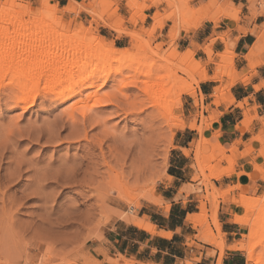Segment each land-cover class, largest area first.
<instances>
[{"label": "rangeland", "instance_id": "1", "mask_svg": "<svg viewBox=\"0 0 264 264\" xmlns=\"http://www.w3.org/2000/svg\"><path fill=\"white\" fill-rule=\"evenodd\" d=\"M5 1L0 0V3ZM44 1L50 8L55 7L48 0L40 2ZM160 1L167 4L168 9L163 12L160 18L154 16L156 20L153 24L154 27H158L166 17L170 21L178 13L183 14L178 16L174 23L170 21V27L166 28L168 29L166 36L159 39L162 42L160 44H156V38L153 36L149 39L150 41L148 40V29L141 28L126 32L124 34L126 36L129 35L128 33H134L137 34L139 40L148 42L146 46H137L134 43L137 42L136 40L131 42L127 37L128 42L123 48L126 52L133 56H138L142 52L146 53L149 49L156 52L165 50L172 55L184 53L188 49L182 50L176 46L181 32H194L208 22L216 28L217 23L222 19L225 20L223 14L229 12L227 10L231 6L239 11L237 22L240 21L241 14L248 15L245 19L248 22L253 19L257 21L259 27H257L255 40L259 34H264V0H215L216 6L210 10L208 16L219 15L217 17L220 19L217 18L216 24L199 20V23H190L186 30L181 28L183 22L190 17L197 16L196 18H198L202 12L200 7L191 6L196 0ZM205 1L208 2V0ZM146 2L147 0H127L130 10L137 13L132 18L134 24L144 21L143 12L147 8ZM18 4L27 5L29 3L12 0L11 7L14 8ZM36 4L31 5L33 9L36 8ZM114 16V12L110 14V18ZM25 19L24 17L23 20ZM60 29L63 30L61 27ZM76 31H80L78 25L65 32L70 34ZM83 31L87 38L99 37L90 28H85ZM250 31L246 30L245 32ZM169 33L177 36L172 46L167 38ZM219 37L221 38V36L217 38L219 39ZM222 37L224 36L222 35ZM214 41V39L209 40L208 45L203 47L204 52L209 50ZM113 46L116 48L114 44ZM259 46L262 53L258 54V57L261 59L264 57V47ZM189 50L194 52V60L198 61L196 56L198 47L191 45ZM219 67L220 63L216 65L214 73ZM202 69L205 71V65H202ZM221 71H217L220 75L215 80L216 82L220 78H228V72H232L230 69L228 71L225 69L224 74L221 75ZM34 77L25 80L26 82L22 84L25 89H32L36 92L33 106L25 113L10 103L8 98L12 95V91L0 90V170L4 172L3 177H0V264H96V255L93 249L104 242L106 228L115 219L120 220L122 216H137L143 205L152 204L143 200L141 195L145 193L146 196L157 199L158 187L171 180L166 174L170 172V152L179 154L174 141L176 129L168 131L165 124L161 123V120L154 114L148 97L134 84L129 83L131 79L126 71L123 72V76H116L101 90V94L108 95L115 100L116 107L110 106L94 110V112L88 113V118L84 122L80 113L88 109L89 103H81L77 105L78 109L73 111L70 106L75 100L64 103L48 102V89L52 85L51 82L46 77L40 78L36 82ZM153 83H156V77L151 80L150 84ZM228 87V85L218 87L223 90V95L219 96L220 101L227 96ZM190 95L192 96L182 95L180 97L181 108L175 110V116L178 115L177 117L183 120L182 106L185 101L188 102V97H190L194 105H197V102L200 103V112L191 119L190 123L185 122L187 125L193 124L197 127L201 120L209 121L215 117L217 113L213 112L207 119L204 118L203 113L207 111V108L201 106L204 98L199 94L196 96V93ZM211 99L215 101L214 98L211 97ZM131 104H135L138 110L123 115L120 109L127 108ZM76 121H82V123L77 124ZM209 128L203 130L201 136L207 137ZM192 132L195 135L192 136L193 140L185 150L188 155L183 154L184 150L181 151L187 157L186 163L189 165L183 174L186 175L185 179H190V185L184 187L181 193L197 196L198 208L196 212L198 214L196 215H200L202 218L206 217L205 228L200 229L199 226L193 224L195 226V230L192 232L195 235L192 238L193 241L216 251L218 253L216 264H220L224 252L230 251L232 246L244 240L243 237L250 230L249 224L256 216L261 219L260 221L264 225V209H260L259 206L258 209L256 208L258 211L260 210L258 213L261 215L255 216L257 214V210H255L252 221L250 222L251 219H249L246 226L241 227V236L237 237L234 245L227 246L222 233L217 235L214 232L212 243L205 240V234L215 228V222L210 218L212 206L218 204L216 221L220 226L218 214L220 203L237 205L234 201H239L240 197L245 196L229 199L228 191L217 190L214 186V182L217 180L209 178L212 174L207 170L209 166H215L214 173H218L221 164L225 163L227 168L228 162L223 161L215 165L209 163V160H205L204 164L202 163L205 169L203 171L197 169L194 150L200 134L196 131ZM83 135L87 136L88 141H84ZM259 141L263 145V151L264 134L260 135ZM217 145L218 143L209 140V146L205 147L203 151L204 156L208 158L210 151L215 150ZM261 152L260 156H262ZM214 153L215 155L221 154L215 151ZM247 153L245 152L244 155ZM102 156L103 158H101ZM41 160L43 163H38ZM60 167L61 169H59ZM29 172L32 173V177H28ZM51 172H56V174ZM255 172L264 185V181L260 179L264 174V166H255ZM64 174H68V176ZM56 176H59L60 180L66 179V181L55 182ZM205 178L209 180L203 183ZM40 183L43 188V196L49 195L47 198L40 197L41 199H38L32 194L36 189V184ZM125 193L137 197V204L125 201ZM206 195L208 196L206 197ZM215 195L216 198L212 200L211 197ZM249 198L258 199L261 202L258 205L263 208L264 186L259 193ZM240 209L242 212L237 217L245 214V210ZM222 241H224V245L216 248L215 246H219ZM189 243L193 242L189 240ZM254 250V255L257 257L263 253L260 247H255ZM236 252L241 253L246 261L247 253L245 251ZM209 253L214 256L213 252Z\"/></svg>", "mask_w": 264, "mask_h": 264}, {"label": "crops", "instance_id": "2", "mask_svg": "<svg viewBox=\"0 0 264 264\" xmlns=\"http://www.w3.org/2000/svg\"><path fill=\"white\" fill-rule=\"evenodd\" d=\"M20 1L32 5L41 0ZM48 1L59 12H62L60 27L64 31H69L71 27L76 25L82 31L85 28H90L93 33L99 36V39L111 41L117 49L125 48L129 38L124 35L126 32L141 28L149 29L156 21L154 16L160 18L163 12L168 9V5L163 4L160 0H147V8L143 12L144 21L134 24L132 18L137 13L130 10L127 0ZM112 2L114 3L112 4ZM206 3L205 0H196L191 6L200 7L205 15H209L211 9H206ZM73 5H76L77 8L75 14L68 12V8ZM113 12L115 16L110 18V14ZM247 17L248 15L241 14L239 22L227 19L222 20L216 24V28L209 22L205 23L194 32H181L180 39L176 43V46L182 48V50L189 49L191 45L198 47L196 56L198 62L205 65V72L208 77L221 70V67H219L214 73L216 65L220 63L218 56L225 52L226 44L232 45L231 53L234 57L235 69L232 77L234 79L220 78L217 82H202L196 92V96L199 94L204 98L202 107L207 108V111L203 113V117L207 119L211 113H217L209 121L206 120L208 123H212L217 119L210 128L208 127L207 137H217L214 140L209 138L208 141L213 140L214 143H218L216 149H213L210 153L215 158L227 157L231 154L230 158L235 161L233 172L231 166V172L228 175L214 182L217 190L229 192V199L238 198L239 196L251 197L259 193L264 186L255 172V166H264V161L260 156L263 145L259 141L260 135L264 134V112L261 111L262 107H264V91H261V89H264V65L254 71L249 70L246 56L250 48L255 46L256 54H261L262 51L260 46L255 45V36L259 24L254 19L251 22L246 21ZM168 27H170V21L164 20L162 30L153 35L156 38V44L162 43L159 39L166 36L168 31L166 28ZM118 30L122 34H119ZM246 30L252 31L245 32ZM87 33L91 34L90 32ZM222 35L226 37V44L217 38ZM210 39L215 41L210 46V50L213 53L212 62L207 64V57L202 49L205 45H208ZM130 40L134 42V40ZM134 43L137 46L143 45L138 41ZM226 60L223 62L226 63ZM245 75L247 79L238 81L240 77ZM227 85L229 86L228 93L231 95L230 99H227V92L226 100L225 98L222 101L211 99L215 89ZM188 102H184L181 111L183 121L186 123H190L191 119L200 112L199 102L194 105L190 97H188ZM194 111H197V113H194ZM246 118H250L251 122H247ZM190 125L193 124H186L184 128L174 132L175 148L179 154L173 151L170 152V172L166 175L171 180L158 187L156 198L161 200L162 205L159 207L154 204H145L136 216L144 218L153 227L155 234L152 235L143 229L135 228L122 220L115 219L106 228L104 242L93 249L96 255V264L217 263L218 253L216 251L204 244L195 243L192 239L195 236L192 233L195 230V226L188 221V217L198 214L196 212L198 208L197 196L181 193L184 187L190 185V179H185L186 175L183 174L189 168L186 163L187 157L181 152L187 150V146L193 140L192 136L195 135L192 132L195 130L188 129ZM205 147L208 146H204L202 152ZM214 151L221 154L215 155ZM245 152L248 153L244 155ZM235 153L241 154L242 157H238L235 160L233 155ZM205 160H209V163H211L209 157L204 156L201 158L202 163ZM225 168L226 164H221L218 173ZM164 204L169 205L168 212L164 211ZM241 212L242 210L237 205L231 203L222 202L219 205L220 231L225 236L227 246L234 245L237 237L241 236V227L230 222L235 216H239ZM160 233H169L171 236L165 239L157 236ZM189 240L193 243L190 244ZM209 252H213L214 256ZM245 262L241 253L230 250L224 252L220 264H246Z\"/></svg>", "mask_w": 264, "mask_h": 264}, {"label": "bare ground", "instance_id": "3", "mask_svg": "<svg viewBox=\"0 0 264 264\" xmlns=\"http://www.w3.org/2000/svg\"><path fill=\"white\" fill-rule=\"evenodd\" d=\"M11 3L12 0H6L4 3H0V90L12 91L13 93L8 99L13 106L22 109L23 113L27 112L33 106L36 92L32 89H25L22 84L26 82L25 80L33 78L34 76L36 82L40 78L46 77L52 84L48 89V102L54 103L59 101L60 103H64L69 100H75L70 106V109L73 111L78 109L77 105L81 103L90 104L86 111L80 113L84 122L86 118H88V113L94 112V110H100L110 106L116 107L115 100L108 95L101 94V90L108 82L114 80L116 76H123V72L126 71L131 79V82L129 83L134 84V86L139 88L148 97L150 104L152 105L151 107L154 110V114H156V117L161 120V123L165 124L168 131H171L172 129L177 130L181 127L184 128L186 125L180 117H177L178 115H174L175 110L181 108L180 97L182 95L196 93L199 90L200 83L215 81L220 75L219 72H216L211 77H208L206 72L202 69L201 63L194 60V52L189 49L184 53H175L174 55L165 50L156 52L149 49L146 53L142 52L140 55L137 54L138 56H133L124 49L115 48L111 41L107 42L105 39H99L96 36L87 38L82 30L70 34L61 30L62 12H59L56 7L50 8L46 1L36 4L35 9H33V5L31 6L30 4H18L12 8ZM205 6L207 10L214 8L216 6L215 0H208ZM68 9L69 13L75 14L77 12L76 5H73ZM227 11L229 12L224 13L223 17L230 21H236L239 11H237L234 6H231ZM181 14L178 13V15L173 16L170 21L174 23L177 20V17L181 16ZM217 16L219 15L208 16L201 12L198 18H196L197 16L187 18L183 22L181 28L186 30L190 23H199V20L201 22L210 21L216 24L217 18H219ZM24 17L26 18L25 20H23ZM164 20L169 21L167 17L164 18L163 21ZM162 26L163 22L158 27H150L147 30L148 40L152 38ZM117 32L119 34L121 33L120 30ZM128 34L129 35L127 36L130 39L136 40L144 46L148 43L144 42V40H139L137 34ZM167 38H169L170 45L172 46L175 43L177 36L173 33H169ZM218 40L225 43L226 37L221 36ZM255 45H261L264 47L263 33L256 37ZM230 49H232V45L226 44L225 52L218 56L220 58V67L222 70L221 75L224 74L225 69H227V71L228 69L232 70V72H228L229 79L233 78L232 75L235 70L233 62L234 57L230 52ZM205 54L207 57L206 63H211L213 53L210 48ZM258 56L259 55L255 53V46L251 47L246 56L250 71H254L256 68L264 65V57L260 59ZM225 59L229 60L224 63L223 61ZM154 77H156V83L150 84ZM244 79H247L246 75L240 77L238 81ZM120 83L121 82L119 81V84ZM228 91L229 89L227 90V99H230L231 95ZM222 92L223 90L221 89H215L213 92L214 94L211 95V97L214 98L215 101H218ZM136 108L137 106L135 104H131L130 106H127V108H122L120 110L122 114L125 115L138 110ZM216 121L217 119L214 120V122ZM246 121L251 122V119L246 118ZM80 122L82 123V121ZM80 122L76 121L77 124ZM214 122L208 123L203 119L196 128L193 125L188 126V129L195 130L200 134L194 150V157L197 158L196 167L200 171L205 169L202 165L201 158L204 156L202 148L204 146H209L207 138L213 140L217 138L215 136L204 138L201 135L203 130L210 127ZM79 125L81 127V124ZM77 127L79 126L77 125ZM172 137L173 135L171 138ZM80 138L81 137H79V139ZM83 138L84 141L88 139L86 135H83ZM183 153L184 155H188V152L185 150ZM233 155L235 160L242 156L237 153ZM261 155L264 160V150L261 152ZM101 158H103V156ZM209 158L211 163H214L215 165L226 161L229 166V168H225L220 173H214L215 166H209L207 170L212 173L209 177L210 179L213 178L219 180L231 172L230 167L233 165L234 160L230 157L227 158L223 156L221 158H215L213 154L210 153ZM59 169H61V167ZM55 174L56 172L54 175ZM66 175L68 176V174ZM260 179L264 181V174ZM59 180V176H56L54 179L55 182H58ZM63 180L64 182L66 181V179ZM206 180L209 179L205 178L203 183L206 182ZM32 194L38 199L46 197L43 196L44 193L41 183L39 185L36 184V189ZM207 196L208 195H206V197ZM212 197L211 199L214 200L216 195ZM124 198L128 203L137 204V197L132 196L130 193H125ZM141 198L154 205H161L162 203L160 199H152L146 196L145 193L144 195H141ZM259 202L258 199L253 200V198L249 197H240V200L235 202V204L244 209L245 214L240 217L235 216L231 220V223L240 227L246 226L249 219H251L250 222L252 221L253 213L258 209V206L260 209H264V207L262 208V206L258 205ZM164 205L165 212H168L169 205ZM217 205L218 204H214L210 210V218L215 222V228L209 230L204 237L206 241L210 242L214 238L215 233L217 235L221 234L220 226L216 221ZM258 212H260V210L256 211L257 214L254 213L255 216L261 215V213L259 214ZM89 215L91 214L89 213ZM202 219L203 222H201ZM120 220L135 228L143 229L152 235L155 234L153 227L148 224L144 218H138L132 215L122 216ZM260 220L261 219L256 216V218L249 224L250 230L249 233L243 237L244 240L229 249L232 252L245 251L247 253V256H245V263L248 264H264V225ZM188 221L199 226L200 229L205 228L207 223L205 216L202 218L198 215L189 216ZM262 232L263 234H261ZM157 236L168 239L171 235L169 233H160ZM223 245L224 241H222L219 246L215 247L220 248ZM255 247L262 248L263 253L261 256L257 257L254 255Z\"/></svg>", "mask_w": 264, "mask_h": 264}, {"label": "snow or ice", "instance_id": "4", "mask_svg": "<svg viewBox=\"0 0 264 264\" xmlns=\"http://www.w3.org/2000/svg\"><path fill=\"white\" fill-rule=\"evenodd\" d=\"M261 91H264V89H261ZM261 111L264 112V107H262ZM5 159H7V158H5ZM38 163H43V160L38 161ZM5 167H7V165H5ZM3 175H4V172L2 170H0V177H3ZM28 177H32V173L31 172L28 173Z\"/></svg>", "mask_w": 264, "mask_h": 264}]
</instances>
